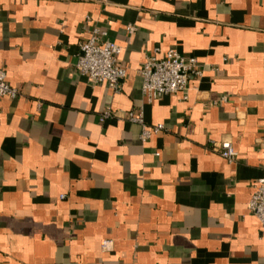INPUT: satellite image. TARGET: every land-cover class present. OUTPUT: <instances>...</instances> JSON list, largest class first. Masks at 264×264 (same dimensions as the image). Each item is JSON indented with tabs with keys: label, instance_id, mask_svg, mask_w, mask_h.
<instances>
[{
	"label": "crops",
	"instance_id": "crops-1",
	"mask_svg": "<svg viewBox=\"0 0 264 264\" xmlns=\"http://www.w3.org/2000/svg\"><path fill=\"white\" fill-rule=\"evenodd\" d=\"M94 28L122 49L117 92L74 71ZM154 49L197 60L186 101L142 95ZM0 68L19 93L0 98V264H264L246 207L264 177V0H0ZM140 111L164 127L146 143L125 118ZM223 141L235 163L211 151Z\"/></svg>",
	"mask_w": 264,
	"mask_h": 264
},
{
	"label": "built area",
	"instance_id": "built-area-1",
	"mask_svg": "<svg viewBox=\"0 0 264 264\" xmlns=\"http://www.w3.org/2000/svg\"><path fill=\"white\" fill-rule=\"evenodd\" d=\"M103 1V0H100ZM135 27H126V33L134 34ZM122 49L107 39V33L94 28L89 38L80 44L79 54L74 64V71L87 77L93 84L105 83L114 92L120 88L127 74L126 66L119 60ZM158 49H154L139 71L142 78L141 93L152 101L162 96L181 94L182 100H187L189 81L202 76V71L195 58H184L175 49H168L161 58L157 57ZM18 90L6 81V73L0 68V98L14 100ZM224 101V99H222ZM112 117L110 109L103 112L100 121ZM125 118L130 123L138 124L141 128L139 140L146 143L153 136L164 131L163 125L149 126L144 122L142 112L137 115L128 112ZM211 151L227 163H235L238 152L229 141L211 142ZM253 192L246 205L247 210L259 221L264 230V177L255 181ZM61 199L63 196L60 197ZM110 242L104 241L102 248L107 249Z\"/></svg>",
	"mask_w": 264,
	"mask_h": 264
}]
</instances>
